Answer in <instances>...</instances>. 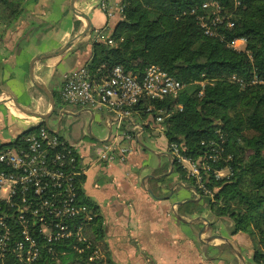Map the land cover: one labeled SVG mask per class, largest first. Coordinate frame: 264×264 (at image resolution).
Returning a JSON list of instances; mask_svg holds the SVG:
<instances>
[{"label":"trees","instance_id":"trees-1","mask_svg":"<svg viewBox=\"0 0 264 264\" xmlns=\"http://www.w3.org/2000/svg\"><path fill=\"white\" fill-rule=\"evenodd\" d=\"M27 2L0 0V23L12 26ZM206 2L218 3V15L224 19L216 25L207 20L213 35L205 34L199 19L211 13L202 8ZM122 5L123 18L111 35L113 43H93L86 69L95 79L107 77L115 66L141 77L147 67L156 65L185 85L176 98L142 99L132 114L154 119L159 111L167 114L160 125L163 134L168 144H183L187 158L196 160L212 148L221 151L209 166L231 175L216 178L207 171L203 176L213 197L200 196L213 221L226 218L233 234L243 233L252 240L253 261L264 264V85L251 84L254 77L264 81V0H122ZM240 39L245 40L244 50H233L232 42ZM21 137L0 149L19 145ZM172 163L193 186L181 167ZM83 179L77 178L78 201L93 213L83 195ZM82 222L78 216L72 224L78 227ZM34 228L30 231L41 250L32 264H114L99 244L101 221L95 216L82 229L85 242L75 236L53 241L50 252ZM95 250L98 255L93 258ZM4 261L17 264L12 255Z\"/></svg>","mask_w":264,"mask_h":264},{"label":"crops","instance_id":"crops-1","mask_svg":"<svg viewBox=\"0 0 264 264\" xmlns=\"http://www.w3.org/2000/svg\"><path fill=\"white\" fill-rule=\"evenodd\" d=\"M83 13L92 28L79 37L88 25ZM120 21L102 12L99 0H28L12 26L0 23V147L40 124L86 148L115 132L110 114L65 104L59 92L64 76L91 58L92 44L101 42L97 33L111 37ZM74 39L62 55L38 59L31 70L34 59ZM35 83L51 94L53 111ZM123 128L133 136L121 144L128 149L123 162L89 165L81 186L114 264H255L251 239L233 234L226 218L213 221L202 196L174 168L154 118L133 113Z\"/></svg>","mask_w":264,"mask_h":264},{"label":"built area","instance_id":"built-area-1","mask_svg":"<svg viewBox=\"0 0 264 264\" xmlns=\"http://www.w3.org/2000/svg\"><path fill=\"white\" fill-rule=\"evenodd\" d=\"M99 8L108 18L115 14L123 18L122 0H99ZM202 8L211 9V13L206 19L199 18L201 27L205 34L213 35L207 20L211 18L212 25L220 24L224 20L218 15L220 7L216 2H206ZM97 34L101 42L113 43L111 37ZM237 43L245 40H235L230 46L241 51ZM231 80L242 84L235 76ZM251 84L264 85V81L254 77ZM184 87L156 65L147 67L141 77L125 72L121 66L113 67L107 77L100 79L91 76L85 65L66 74L59 92L61 101L104 110L113 118L115 132L102 144L86 148L83 141L72 143L41 125L26 132L19 145L0 149V259L12 255L17 264H32L38 259L41 246L32 236L31 227L43 236L48 252L53 241L75 236L85 242L82 229L95 215L78 201L77 178L84 176L89 165L123 162L128 149L121 144L133 139L123 125L138 102L176 98ZM166 117L162 111L157 112L155 123L161 125ZM167 150L172 162L181 167L185 178L192 180L195 190L203 196L213 197L203 176L207 171L216 178L231 175L228 170H211L209 162L214 163L221 152L215 148L196 160L182 154L183 144L170 143ZM78 216L83 217V222L77 227L72 222Z\"/></svg>","mask_w":264,"mask_h":264},{"label":"water","instance_id":"water-1","mask_svg":"<svg viewBox=\"0 0 264 264\" xmlns=\"http://www.w3.org/2000/svg\"><path fill=\"white\" fill-rule=\"evenodd\" d=\"M82 13V12H80ZM83 16L86 17L88 19V25L87 27L85 28V30L79 35V37H84L86 36L90 31H91V23L89 22V18L87 17V15L85 13H83ZM77 39V38H76ZM76 39L72 40L71 42H69L64 48H62L61 50L57 51V52H54V53H50V54H45V55H42L40 57H37L36 59L33 60V62H31V70L33 69V66H34V63L35 61H37L38 59H42V58H49V57H55V56H60L62 55L64 52H66L71 46L72 44L74 43V41H76ZM36 86L38 88H40L46 95H48L51 103H52V111L54 110L55 108V105H54V100L51 96V94L49 93V91L43 87L42 85L38 84V83H35ZM23 110V109H22ZM51 111V112H52ZM39 117H42V118H46L47 116H42V115H37Z\"/></svg>","mask_w":264,"mask_h":264},{"label":"rangeland","instance_id":"rangeland-1","mask_svg":"<svg viewBox=\"0 0 264 264\" xmlns=\"http://www.w3.org/2000/svg\"><path fill=\"white\" fill-rule=\"evenodd\" d=\"M237 45H238V48L239 49H241V51H243L244 50V47H245V43H241V44H239V43H237ZM61 136V135H60ZM62 137V136H61ZM63 138V137H62ZM224 174H226V171H224L223 172ZM83 234V233H82ZM84 236V235H83ZM252 241V240H251ZM99 244H101V243H99ZM97 252H96V250L93 252V254H92V257L94 258V257H97ZM2 261V263L1 264H5V261H4V259H1Z\"/></svg>","mask_w":264,"mask_h":264}]
</instances>
